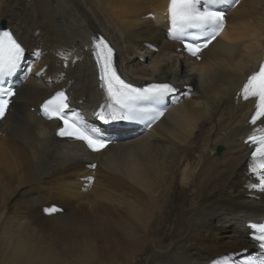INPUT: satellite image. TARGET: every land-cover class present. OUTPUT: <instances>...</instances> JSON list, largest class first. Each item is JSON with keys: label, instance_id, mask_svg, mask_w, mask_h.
<instances>
[{"label": "bare ground", "instance_id": "obj_1", "mask_svg": "<svg viewBox=\"0 0 264 264\" xmlns=\"http://www.w3.org/2000/svg\"><path fill=\"white\" fill-rule=\"evenodd\" d=\"M167 2L0 0V23L40 52L0 121V264H236L252 255L243 223L264 216V191L250 187V107L234 95L264 51V0L230 10L199 62L165 39ZM96 33L115 46L126 78L166 81L180 96L149 131H115L114 144L90 153L56 139L57 123L30 108L60 88L75 107L102 105L87 48Z\"/></svg>", "mask_w": 264, "mask_h": 264}, {"label": "snow or ice", "instance_id": "obj_2", "mask_svg": "<svg viewBox=\"0 0 264 264\" xmlns=\"http://www.w3.org/2000/svg\"><path fill=\"white\" fill-rule=\"evenodd\" d=\"M238 3L239 0H168L169 38L182 42L184 48L199 59L202 49L207 48L224 30L226 12L218 6H235ZM151 18L155 19L154 16ZM200 37H205L203 44L190 42ZM91 47L99 70L100 87L106 94V105H102L96 113L100 120L108 123L110 120H136L147 115L154 123L164 115L163 110L150 113L147 106L161 103L168 94L173 93L175 89L172 85L152 83L146 87H135L118 74L114 63L115 50L103 36L93 37ZM25 53V47L11 30H0V120L6 117L12 98L16 95L13 87L5 85L22 68ZM34 55L39 56V50ZM239 96L245 101L252 98L255 100V110L249 123L257 125L260 121L264 124V62L260 64L258 71L248 76ZM41 112L49 120L62 122L56 132L57 136L82 141L92 152L99 153L110 143L96 128L88 127L77 113L69 114L68 96L62 90L43 102ZM246 143L251 147L250 171L254 175L258 174L257 183L250 187L264 191V127L254 130ZM90 167L95 168V165ZM56 211L55 207L45 209L49 214ZM247 227L250 229L251 239L258 245L260 258L250 257L241 264H264V222L249 223ZM216 264L235 262L231 257L225 256Z\"/></svg>", "mask_w": 264, "mask_h": 264}]
</instances>
